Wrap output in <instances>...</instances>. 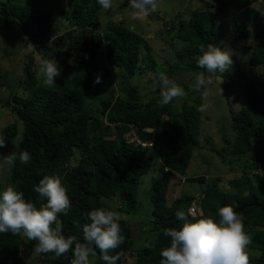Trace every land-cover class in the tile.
Listing matches in <instances>:
<instances>
[{"label": "trees", "instance_id": "obj_1", "mask_svg": "<svg viewBox=\"0 0 264 264\" xmlns=\"http://www.w3.org/2000/svg\"><path fill=\"white\" fill-rule=\"evenodd\" d=\"M67 1L69 8L63 15L73 22L76 34H68V59L58 84L49 87L38 81L33 70L34 58L30 54L25 66L27 78L23 82L27 97L15 95L6 102V105H12L24 125L17 152L26 150L31 156L27 164H21L17 159L15 166L10 168L6 187L15 186L24 193L26 200L40 208L46 200L39 197L34 187L45 176H58L71 200L70 211L58 215L62 234L84 243L83 225L90 222L87 212L94 208L127 214L135 212L141 178L159 156L162 169L159 179L152 185L149 199L152 215L148 229L140 231L149 243L140 242L136 246L130 220L122 219L119 223L124 242L110 253L119 254L117 264H124L126 254L131 251L136 252L132 264H160L161 249L170 246V237L163 234L164 229H179L184 223L177 219V211H184L191 222L201 218H213L218 222V209L225 205L244 218L245 232L251 237L247 247L260 251L251 262L264 264V173L254 174L264 168V157L259 150V140L264 139V16L250 7L259 0H204L203 7L193 11L189 19L179 17V24L171 21L168 26L176 31L173 37L184 41L185 46L175 53L174 62L161 69L147 52L149 47L140 33L116 21L99 31L103 9L97 0ZM234 3L240 11L231 28L235 41L242 42L249 37L251 24L256 28L263 26L257 31L250 59L252 70L261 67L263 80L254 77L246 85L247 106L233 116L235 135L230 148H223L236 160L245 159L242 173L229 181L233 191L220 188V177L207 182L202 176L198 180L206 182V187L200 199L182 193L168 204L170 181L175 174H186L200 143L203 112L198 107L203 104L201 92L204 89L198 92L181 83L194 97L193 102L184 100L187 102V123L184 124L179 117L181 107L174 109L177 99L161 107L159 86L145 101L140 85L131 80L138 72L148 69L164 73L168 78L183 71L205 72L208 77L210 74L205 69L197 67L196 57L201 55L199 48L219 43L220 18ZM128 6L129 0H125L121 8ZM0 15L22 27L28 38L40 44L42 58L53 60L60 54L62 46L49 43L54 18L52 9L0 0ZM73 56L75 66H70L68 60ZM100 56L120 70L116 75V93H105L99 85L94 88L96 77L91 70L95 69ZM229 77L228 72L223 74V78ZM112 125L116 128L113 139L107 137L112 133ZM130 129H134L147 145L128 142L126 134ZM5 130L9 137L20 132L16 122ZM77 151L81 157L73 164ZM113 197H118L119 207L104 199ZM192 205L200 208L196 215L189 211ZM36 243L22 234L0 233V264H71L74 258L72 250L60 257L54 253H36ZM91 247L89 261L94 260L91 264H106L100 250L94 245Z\"/></svg>", "mask_w": 264, "mask_h": 264}, {"label": "rangeland", "instance_id": "obj_2", "mask_svg": "<svg viewBox=\"0 0 264 264\" xmlns=\"http://www.w3.org/2000/svg\"><path fill=\"white\" fill-rule=\"evenodd\" d=\"M124 1L113 0V7L110 10L103 9L101 11L99 31L105 30L111 21H116L122 22L140 33L149 47L147 52L157 61L159 69L167 68L170 63L174 62L175 53L185 46L184 41L173 37L176 31L172 30L168 24L173 20L179 24V17L180 19H189L193 11L200 9L204 5V0H159L157 11L147 17L136 19L132 16L129 6L121 8ZM11 2L31 3L54 11L49 43H54L57 39L62 41L70 39L68 34L71 32L76 34L73 22L63 15L65 10L69 8L67 0H11ZM250 7L257 10L261 17L264 16V0L252 3ZM239 13V6L234 3L229 11L220 18L219 28L221 35L219 34V43L216 45L231 55L233 65L227 71L230 77L228 79L223 78L219 83L216 82L215 77H212V83L207 87L210 95L206 101L203 100V104L208 106L202 114L200 143L194 152L186 174H175L170 181L167 192L168 204L182 193L195 195L200 199L206 187V182L198 180L202 176L205 177L207 182L220 177V188L224 191H233L229 181L239 177L242 173V165L245 159L238 161L234 158V155L226 152L223 148H230L231 140L235 135L233 116L247 106V97L244 93L246 85L254 77L259 81L263 80L261 67L252 70V64L250 63L252 47L257 39V31L262 30L263 26L256 28V25L251 24L249 37L242 40V42L235 41L231 28ZM30 44L34 45L38 52H34ZM39 46L40 44L28 38L22 27L0 15V135H3L6 144V147L0 148V154L5 156L12 151L17 152L18 147L15 145L19 146L23 133V122L18 118L12 105L8 106L6 102L15 95L21 97H27L28 95V91L23 87V82L27 78L25 66L30 54L34 58L33 70L35 76L41 84L46 86L43 83V77L38 75V59L42 58V50L39 49ZM66 46L67 44L62 46L60 54L53 59L58 61V65L62 69L61 75L68 59ZM91 72L94 77L97 75L101 77V83L95 84L94 88L99 85L100 88L106 90L105 93L117 92L118 79L116 75L120 72L119 68L109 65L105 58L100 56L95 62V69H92ZM159 74L157 70L148 69L144 72H138L132 78L131 82L133 84L140 85L141 95L145 101L151 96V91L160 86ZM61 75L56 78L54 86L58 84ZM195 75V73L183 71L169 78L177 82L185 90V96L175 101V110H179L180 107L182 109L185 99L193 102L194 97L191 96L186 86L194 88ZM181 83H185L186 86ZM221 88L223 90L222 94ZM13 122L18 124L20 132L15 137H9L5 129ZM103 122L106 124V121ZM111 127L112 133L107 137L113 139L116 137V128L113 125ZM259 141L261 144L259 147L260 155L264 157V139L261 138ZM80 157L81 154L77 151L72 163H78ZM161 169L160 158L156 156L150 171L141 178L137 194L138 208L134 213L130 214L120 212V214L127 216L130 220L136 236V246L140 242L149 243L140 231H144V228L148 229V222L152 215V206L149 203L151 188L153 183L159 179ZM257 172L264 173V168L255 171L254 174ZM9 175L10 168L0 159L1 192L5 190ZM104 199L114 207L120 206L118 197ZM245 251L249 255V264H253L251 260L260 255L259 250L249 247H246ZM135 259L136 252L131 251L126 254L124 264H132ZM93 261L90 260V264Z\"/></svg>", "mask_w": 264, "mask_h": 264}, {"label": "clouds", "instance_id": "obj_3", "mask_svg": "<svg viewBox=\"0 0 264 264\" xmlns=\"http://www.w3.org/2000/svg\"><path fill=\"white\" fill-rule=\"evenodd\" d=\"M97 2L104 10L113 7V0ZM158 6L159 0H129L131 14L136 19L147 17L157 11ZM30 47L38 52L34 45L30 44ZM199 52L201 55L196 57L197 67L205 69L210 75L206 77L205 72L196 73L194 90L200 92L204 89L201 97L206 101L210 95L207 87L212 83V77L219 83L223 74L232 67L233 60L227 51L211 43L206 47L201 45ZM38 63V75L43 77V83L49 87L54 86L62 71L58 61L39 58ZM68 64L75 66L74 56L69 58ZM159 80L161 99L158 103L161 107L185 96V90L166 74L160 73ZM93 83H101V77L97 75ZM222 91L221 88V94ZM207 106L201 104L198 110L203 112ZM4 147L5 140L0 135V148ZM0 159L11 168L17 159L21 164H27L31 156L28 151L20 150L6 156L0 154ZM34 191L46 200L40 208L26 200L24 193L13 185H8L0 192V233L22 234L36 241V253H54L60 257L72 250L74 258L71 264H90L89 256L93 251L91 246L94 245L100 250L106 264H117L119 254L110 253L124 242L119 222L127 220V216L104 208L92 209L86 213L90 222L83 225L84 243H81L75 237H65L62 225L58 222V215L67 214L71 209V200L62 180L58 176H45L34 187ZM218 215V222L213 218L191 222L184 211H177V219L184 223L179 229H164L163 234L170 237V246L161 249L160 264H249V255L245 249L251 243V237L245 232L244 218L229 205L220 207Z\"/></svg>", "mask_w": 264, "mask_h": 264}, {"label": "built area", "instance_id": "obj_4", "mask_svg": "<svg viewBox=\"0 0 264 264\" xmlns=\"http://www.w3.org/2000/svg\"><path fill=\"white\" fill-rule=\"evenodd\" d=\"M126 140L128 142H136L137 144H143V145H147L146 143H143L141 141V139L139 138V136L137 135L136 131L134 129H132L131 131H129L127 134H126ZM151 145V144H149ZM197 210L198 208L196 207V205H192L189 209L190 213L192 215L196 214L197 213Z\"/></svg>", "mask_w": 264, "mask_h": 264}, {"label": "water", "instance_id": "obj_5", "mask_svg": "<svg viewBox=\"0 0 264 264\" xmlns=\"http://www.w3.org/2000/svg\"><path fill=\"white\" fill-rule=\"evenodd\" d=\"M70 39H67L65 41H62L60 39H57L56 42L53 43L54 46H64L66 44H68ZM221 80H223V77L221 78ZM186 107H187V102H184L182 109H181V113H180V119L183 120L184 124L187 123L186 121Z\"/></svg>", "mask_w": 264, "mask_h": 264}, {"label": "bare ground", "instance_id": "obj_6", "mask_svg": "<svg viewBox=\"0 0 264 264\" xmlns=\"http://www.w3.org/2000/svg\"><path fill=\"white\" fill-rule=\"evenodd\" d=\"M131 130V129H130Z\"/></svg>", "mask_w": 264, "mask_h": 264}]
</instances>
